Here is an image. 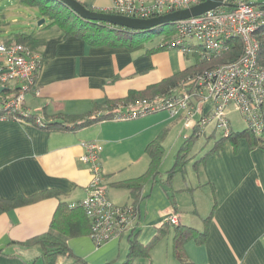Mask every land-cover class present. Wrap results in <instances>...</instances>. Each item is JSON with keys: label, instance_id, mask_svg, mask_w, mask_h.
<instances>
[{"label": "crops", "instance_id": "crops-1", "mask_svg": "<svg viewBox=\"0 0 264 264\" xmlns=\"http://www.w3.org/2000/svg\"><path fill=\"white\" fill-rule=\"evenodd\" d=\"M78 1L93 11H106L110 6V0ZM11 2L15 6L14 0H0V27ZM26 35L42 41L43 45L35 51L41 57L38 95H26L24 105L50 125L59 123L62 117L76 118V123L82 117L96 119L111 111L105 107L94 110L95 105L124 99L129 92L143 91L194 65L193 56L178 50L151 53L159 42L150 46L143 43L131 49L92 47L74 37L64 38L56 27L48 25ZM13 37L7 34L0 44L12 41ZM15 88L13 83L5 87L8 97ZM160 95L163 94L145 98ZM133 103L118 105L126 109ZM192 132L184 127L181 116L171 117L165 111L125 122L103 119L84 128L52 132L0 119V200H12L19 194L32 196L45 190H57L61 194L59 199H46L0 214V264H36L40 248L22 243L48 231L59 201L74 207L85 199L91 177L88 166L81 161L83 143L97 142L102 146L100 163L108 198L116 205L128 206L132 204L129 191L111 184L144 174L149 164L145 148L150 142L162 137L163 144L173 136L184 141ZM193 168L203 172L205 186L210 191L205 208H198L193 194L190 205L180 201L171 206L164 203L158 208V226L148 223L143 231L139 225V207L137 241L147 244L171 212L178 214L179 225L201 232L203 220L215 204L207 240L201 245L187 241L186 261L264 264V150H251L244 140H239L235 148L226 142L205 164ZM191 187L185 184L179 191H190ZM144 190L145 187L142 196ZM173 227L151 251L149 260L138 259L134 264H181L174 256ZM122 238L96 248L86 235L69 239L67 245L74 256L88 264H114L121 256ZM69 263L58 259V264Z\"/></svg>", "mask_w": 264, "mask_h": 264}, {"label": "built area", "instance_id": "built-area-1", "mask_svg": "<svg viewBox=\"0 0 264 264\" xmlns=\"http://www.w3.org/2000/svg\"><path fill=\"white\" fill-rule=\"evenodd\" d=\"M202 1L110 0L109 8L101 12L149 19ZM224 4L227 6L172 24V32L164 31L158 45L209 59L229 55L237 43L241 49L238 57L194 73L169 94L142 99L126 109L116 105L107 113L111 120L125 122L165 111L171 117L181 116L184 127L196 130L198 135L211 128V136L220 132L222 138H227L233 132L231 116L238 114L244 130L255 138L261 137L264 130V0H224ZM121 35L128 38L131 33ZM0 57L3 59L0 86L13 83L16 87L10 97L0 99L1 119L44 127V120L24 105L26 95H38L40 55L22 44H0ZM82 148L81 161L88 166L91 179L85 199L76 206L84 211L90 223L89 238L98 248L129 235L137 225L138 215L131 205L120 206L109 200L100 163L102 146L86 142ZM165 223L179 226L178 214L171 212Z\"/></svg>", "mask_w": 264, "mask_h": 264}, {"label": "trees", "instance_id": "trees-1", "mask_svg": "<svg viewBox=\"0 0 264 264\" xmlns=\"http://www.w3.org/2000/svg\"><path fill=\"white\" fill-rule=\"evenodd\" d=\"M19 3L22 6L36 9L40 17L49 20L48 27H56L63 34L64 38L74 37L84 41L87 45L92 47L107 45L111 47H125L131 49L146 42L145 36L147 32L132 33L127 29L113 27L102 22L85 21L56 0H19ZM164 28H166V30H164L166 34H170L172 32L173 25L170 24L162 26V29ZM121 33H131V36L125 38L121 35ZM11 44H22L35 53L37 48L43 45V42L33 39L30 35L19 33L14 35L12 41L6 43L7 46ZM163 50H166V48L158 45L155 49L151 50V53ZM240 51L241 49L239 44L234 43L233 52L226 55L223 62L237 58ZM193 59V66L174 75L172 78L162 81L157 85L150 86L143 91L129 92L124 99L114 101L105 100L103 105H95L93 107L94 110H98L99 108L103 109L105 107V110L109 109L108 111H111L113 107L118 104H126L132 101L137 102V100L140 101V99L142 100L153 94H169L171 91L179 87L178 85L182 80L192 76L196 72L209 68V63L212 59H214V57L201 59L199 56H193ZM8 93L9 92L7 90L1 95H4V97L7 98ZM2 115L3 113L0 111V119ZM60 119L61 121L59 123L53 125L45 123V126L40 129L48 132L80 129L99 120H108L110 119V116L109 114H105L98 116L96 119H91L89 116L82 117L78 118V123H76V118L62 117ZM211 137L213 136L208 138L210 139ZM197 138L198 132L195 130L179 147V150L174 158V164L167 172L168 176L166 183L168 185L175 174L183 172L187 162V157L193 147L194 140ZM239 140H244L251 150L256 148L264 150V130L259 138H255L246 130L232 132L227 138H221L220 140L215 141L213 147L207 151V153H205L200 160L194 163V167L196 168L201 164H205L207 158L220 151L226 142H230L235 148ZM162 141V137H159L146 146L145 154L149 158V164L144 174L135 179L111 184L112 187L129 191L132 199L131 206L134 208L137 215L140 203L145 198L142 196L144 187L148 185L153 187L158 183L160 166L165 153ZM60 196L61 194L57 190H45L32 196L19 194L12 200H0V214L16 208L32 205L46 199H59ZM215 209L216 205L214 204L208 216L203 220V230L201 232L183 225L173 227L174 256L181 264H192L188 263L185 257L184 245L187 241H193L194 243L201 245L207 240L209 235V224L212 220ZM137 227L138 226L136 225L134 230H132L127 236L128 252L125 261L120 264H134V262L138 259L149 260L151 251L158 244V242L165 237L168 229L170 228L169 224H162L156 229L154 237L147 244L143 245L137 241L139 233ZM89 233L90 223L86 218L84 211L79 206L70 207L67 203L59 201L53 213L48 231L27 240L22 243V245L38 246L41 251V264H58L59 258L70 261L69 264H88L82 258L76 257L72 254L67 245V241L72 238L89 235ZM149 264L151 263L149 262Z\"/></svg>", "mask_w": 264, "mask_h": 264}, {"label": "rangeland", "instance_id": "rangeland-1", "mask_svg": "<svg viewBox=\"0 0 264 264\" xmlns=\"http://www.w3.org/2000/svg\"><path fill=\"white\" fill-rule=\"evenodd\" d=\"M263 0H260L262 2ZM16 2L15 6L13 2L9 4L8 10L5 13V18L2 20L3 24L0 27V40L7 37V34L15 35L19 33L30 34L32 31L38 30V23L43 20L40 17L39 13L34 8H29L22 6L19 3V0H14ZM228 9V8H224ZM44 24L41 26L49 25V20L44 19ZM40 26V27H41ZM166 30L164 29H154L152 32L146 33V42L144 44L150 46L154 45L160 41L162 37V33ZM226 55H219L211 60L209 63V67H213L224 63ZM231 124L233 128V132H240L244 130V126L241 124L238 114H232L231 116ZM186 133V132H185ZM209 134H211V128L206 129V131L202 134L198 135V138L194 140L193 147L187 157V162L185 165V169L180 173L175 174L173 179L171 180V185L166 183L167 180V172L172 168L174 164V158L179 150L180 145L183 142L182 137L175 139L168 137L167 141L163 142V148L165 150L164 157L160 166V176L158 177V183L153 187L150 185L145 187L144 190V200L140 203V227L144 231L146 229V225L148 223L157 224L159 223L160 217L158 215V208L167 203L168 206L176 203L177 201L182 202L185 205L191 204V196L193 194L194 198H196V202L198 208L203 210L204 204H206L207 196L209 195V188L205 186V179L202 171H195L193 165L195 162L200 160L207 151H209L215 141L220 140L221 133H214L213 137L208 138ZM229 143V142H227ZM187 184L190 188V191L180 192V188ZM150 195V196H149ZM153 228V226L151 227ZM172 228L169 229L171 232ZM146 234V233H145ZM121 256L118 262L114 264H120L124 262L126 254L128 252V242L127 236H124L121 240ZM40 249H38L39 251ZM40 254V251H39ZM39 256V255H38ZM36 264H41L40 258H36Z\"/></svg>", "mask_w": 264, "mask_h": 264}, {"label": "water", "instance_id": "water-1", "mask_svg": "<svg viewBox=\"0 0 264 264\" xmlns=\"http://www.w3.org/2000/svg\"><path fill=\"white\" fill-rule=\"evenodd\" d=\"M56 1L69 8L75 15L85 21L102 22L113 27L127 29L136 33L151 32L158 27L174 24L179 21L203 15L217 8L227 6L224 4V0H204L187 9L174 11L149 19H138L89 10L78 0ZM43 23L44 19L38 23V26H41ZM4 91L5 87L0 86V94Z\"/></svg>", "mask_w": 264, "mask_h": 264}]
</instances>
